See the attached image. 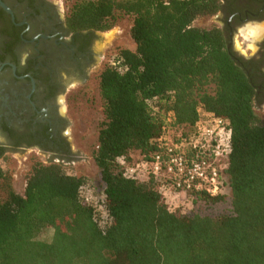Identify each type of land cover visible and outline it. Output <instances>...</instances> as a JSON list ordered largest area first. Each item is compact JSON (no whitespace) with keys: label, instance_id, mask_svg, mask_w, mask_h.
<instances>
[{"label":"trees","instance_id":"16d2710c","mask_svg":"<svg viewBox=\"0 0 264 264\" xmlns=\"http://www.w3.org/2000/svg\"><path fill=\"white\" fill-rule=\"evenodd\" d=\"M220 5L76 0L68 8L72 32L106 31L121 15L131 19L134 48L120 49L99 74L104 118L91 157L107 222L82 201L85 176L35 161L20 194L0 167V264H264V125L255 112L256 84L225 30L192 25ZM198 106L230 124L229 193L199 194L191 211L169 212L151 180L125 177L116 159L148 156L167 124L191 131ZM225 198L228 214L196 211Z\"/></svg>","mask_w":264,"mask_h":264},{"label":"flooded vegetation","instance_id":"af4514ba","mask_svg":"<svg viewBox=\"0 0 264 264\" xmlns=\"http://www.w3.org/2000/svg\"><path fill=\"white\" fill-rule=\"evenodd\" d=\"M220 2L216 13L220 28L255 82L262 104L264 30L256 36L255 49L244 53L233 48L232 38L249 24L264 27V0ZM65 18L60 0H0V158L34 150L61 160L70 158L64 134L67 93L82 85L96 67L94 32H72Z\"/></svg>","mask_w":264,"mask_h":264},{"label":"rangeland","instance_id":"374dc122","mask_svg":"<svg viewBox=\"0 0 264 264\" xmlns=\"http://www.w3.org/2000/svg\"><path fill=\"white\" fill-rule=\"evenodd\" d=\"M60 1L63 2V7L67 11L76 0ZM130 22L129 16L121 15L109 30L94 32L92 48L96 70L89 72L82 85L69 88L67 93L68 108L65 114L68 124L64 129V134L70 150V158L61 160L48 157L36 150L2 155L0 167L10 175L12 188L16 192L20 194L23 192L25 176L32 162H54L61 164L71 174L85 176L88 182L83 197L88 198L94 209H102L101 204L98 203L100 200L98 169L91 157V153L96 147L99 124L104 118L103 101L99 93V74L105 66L113 65V58L120 49L132 50L134 48V43L128 32ZM192 25L201 28L220 27L221 22L218 15L214 14L209 17H198L192 22ZM249 25L239 28L238 32L233 34L232 46L237 52L244 53L247 48L255 49V40L258 35H253L251 30L256 26H254L255 24ZM262 25L264 24L262 23ZM59 101L62 102V98H59ZM255 112L259 116L260 123L264 125V103L257 104ZM0 197H3L1 191ZM196 211L209 216L228 214L230 211L229 199L225 198L221 202L213 204L200 203ZM51 234L52 229L48 230L43 237L48 239Z\"/></svg>","mask_w":264,"mask_h":264},{"label":"built area","instance_id":"2783aa9c","mask_svg":"<svg viewBox=\"0 0 264 264\" xmlns=\"http://www.w3.org/2000/svg\"><path fill=\"white\" fill-rule=\"evenodd\" d=\"M152 143L154 149L148 156L135 152L116 161L125 177L151 180L167 211H191L199 194L215 197L229 193L225 169L232 148L227 119L198 106L191 131L167 124ZM85 189L86 185L81 187L80 196L91 205L83 197ZM98 209L99 221L107 222L105 210Z\"/></svg>","mask_w":264,"mask_h":264},{"label":"bare ground","instance_id":"6f19581e","mask_svg":"<svg viewBox=\"0 0 264 264\" xmlns=\"http://www.w3.org/2000/svg\"><path fill=\"white\" fill-rule=\"evenodd\" d=\"M264 30V27L263 26H256L255 28H253L251 30L252 34H256V35H261L262 34V31Z\"/></svg>","mask_w":264,"mask_h":264}]
</instances>
